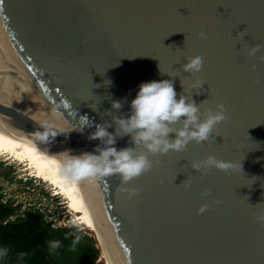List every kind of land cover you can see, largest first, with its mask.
I'll list each match as a JSON object with an SVG mask.
<instances>
[{
	"label": "water",
	"instance_id": "water-1",
	"mask_svg": "<svg viewBox=\"0 0 264 264\" xmlns=\"http://www.w3.org/2000/svg\"><path fill=\"white\" fill-rule=\"evenodd\" d=\"M193 55L201 70L181 71ZM262 56L264 0H4L0 129L47 145L60 161L64 149L92 151L98 141L88 133L111 122L112 100L124 101L116 114L126 115L141 82L171 79L201 118L222 104L214 139L149 155L153 166L124 185L118 174L75 183L109 264H264L255 219L264 211ZM197 80L205 83L191 89ZM38 131L58 134L41 141ZM207 155L236 167L190 168Z\"/></svg>",
	"mask_w": 264,
	"mask_h": 264
},
{
	"label": "clouds",
	"instance_id": "clouds-1",
	"mask_svg": "<svg viewBox=\"0 0 264 264\" xmlns=\"http://www.w3.org/2000/svg\"><path fill=\"white\" fill-rule=\"evenodd\" d=\"M242 32L238 31L236 36L240 38ZM197 35L201 39L206 38L204 32ZM259 47L260 45L251 46L247 49V55L252 57ZM201 67L202 57L193 55L186 57L180 69L193 74L199 72ZM202 83L197 80L191 89H200ZM123 103V100H112L111 108L118 112ZM128 104L126 115L113 112L111 122L96 123L94 129L88 133V140L98 141L93 145L92 151H81L76 155L72 154L70 149L63 150L60 154V164L61 171L67 178L78 181L86 177L98 178L118 174L124 185L153 166L149 155L165 154L170 150L179 152L190 141L200 143L214 139L211 135L214 126L225 119L224 107L219 103L215 109L206 108L201 118L200 107L194 103L191 93L177 96L171 79L141 82ZM88 125L85 123L77 130L83 131V127ZM109 127L113 128L111 132L108 131ZM57 134L56 131H38L36 136L39 140L46 141L49 135L55 138ZM124 136L129 137L130 144L118 148L116 142ZM234 167L236 165L232 162L219 160L213 155L190 163V168L199 172H206L210 168L228 170ZM188 182L186 178L182 184L187 186ZM125 190L129 191L130 195L135 194L134 189ZM204 194H207V190ZM208 206L207 203H202L197 212H204ZM255 219L264 224V211Z\"/></svg>",
	"mask_w": 264,
	"mask_h": 264
},
{
	"label": "trees",
	"instance_id": "trees-1",
	"mask_svg": "<svg viewBox=\"0 0 264 264\" xmlns=\"http://www.w3.org/2000/svg\"><path fill=\"white\" fill-rule=\"evenodd\" d=\"M19 210L0 198V264H95L93 237L76 226H51L38 209Z\"/></svg>",
	"mask_w": 264,
	"mask_h": 264
},
{
	"label": "bare ground",
	"instance_id": "bare-ground-1",
	"mask_svg": "<svg viewBox=\"0 0 264 264\" xmlns=\"http://www.w3.org/2000/svg\"><path fill=\"white\" fill-rule=\"evenodd\" d=\"M0 157L18 161V164L27 166V169L36 176L49 182L53 186L55 194L61 195L66 200L67 207L73 211L78 222L94 233L101 254L106 264H109L75 181L67 178L61 171L60 161L47 145L27 135L0 129Z\"/></svg>",
	"mask_w": 264,
	"mask_h": 264
},
{
	"label": "rangeland",
	"instance_id": "rangeland-1",
	"mask_svg": "<svg viewBox=\"0 0 264 264\" xmlns=\"http://www.w3.org/2000/svg\"><path fill=\"white\" fill-rule=\"evenodd\" d=\"M3 162L5 168H0L3 199L13 198L15 201L17 200L16 202H20V213L30 209H38L45 219L53 224V227L76 226L94 238L95 245L100 251L95 264H106L94 233L78 222L73 211L67 207L66 200L61 195L55 194L54 188L49 182L36 176L27 169V166L18 164L19 162L16 160L0 157V163L3 164ZM8 166H12V169H9ZM9 171L10 173H8ZM28 181L31 184H27Z\"/></svg>",
	"mask_w": 264,
	"mask_h": 264
},
{
	"label": "flooded vegetation",
	"instance_id": "flooded-vegetation-1",
	"mask_svg": "<svg viewBox=\"0 0 264 264\" xmlns=\"http://www.w3.org/2000/svg\"><path fill=\"white\" fill-rule=\"evenodd\" d=\"M4 166V167H3ZM5 168V164H4V162H3V164L2 163H0V168ZM8 168L9 169H12V166H8ZM8 173H10V171L8 172ZM7 173V174H8ZM27 183V182H26ZM0 198H1V201L2 202H8V201H13V205H15V206H17V205H20L21 206V204H20V202H16L13 198H8V199H3L4 198V194H3V192H2V188H1V185H0ZM51 223V222H50ZM51 226H53V224H51Z\"/></svg>",
	"mask_w": 264,
	"mask_h": 264
},
{
	"label": "snow or ice",
	"instance_id": "snow-or-ice-1",
	"mask_svg": "<svg viewBox=\"0 0 264 264\" xmlns=\"http://www.w3.org/2000/svg\"><path fill=\"white\" fill-rule=\"evenodd\" d=\"M3 2H4V0H0V4H2ZM262 58H264V56H262ZM262 60H264V59H262ZM203 83H205V82H203Z\"/></svg>",
	"mask_w": 264,
	"mask_h": 264
}]
</instances>
